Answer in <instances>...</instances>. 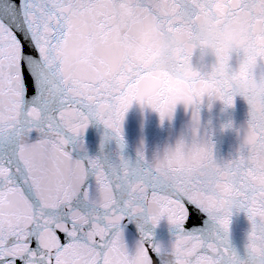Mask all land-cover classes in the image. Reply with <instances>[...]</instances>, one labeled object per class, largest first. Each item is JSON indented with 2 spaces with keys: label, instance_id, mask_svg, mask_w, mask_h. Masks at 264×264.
<instances>
[{
  "label": "snow or ice",
  "instance_id": "1",
  "mask_svg": "<svg viewBox=\"0 0 264 264\" xmlns=\"http://www.w3.org/2000/svg\"><path fill=\"white\" fill-rule=\"evenodd\" d=\"M245 15L236 51L196 47L200 24ZM158 18L176 48L164 64L107 46L116 23ZM93 39L87 63L62 48ZM198 62L199 67L195 66ZM246 99L235 156L218 160L201 106ZM134 102L163 121L183 103L191 133L163 153L123 152ZM93 121L121 141L115 154L77 157ZM231 126V124L226 125ZM250 222L246 254L230 243L234 212ZM166 220L170 244L145 225ZM138 229L134 249L126 238ZM259 253V255H258ZM264 264V0H0V264Z\"/></svg>",
  "mask_w": 264,
  "mask_h": 264
},
{
  "label": "water",
  "instance_id": "2",
  "mask_svg": "<svg viewBox=\"0 0 264 264\" xmlns=\"http://www.w3.org/2000/svg\"><path fill=\"white\" fill-rule=\"evenodd\" d=\"M199 67L198 62H196ZM249 118V105L242 96H237L232 106L215 100L209 107L207 98L201 106L202 125L207 129L214 144V153L218 160H227L235 156L241 144V129L246 126ZM192 112L182 102L176 106L171 118L161 120L158 111L150 106H142L134 102L126 113L123 122V152L127 157L135 158L138 150L143 148L149 156L163 153L181 137H189L191 133ZM231 124V126H227ZM85 150L79 148L74 153L77 157L102 156L107 153L115 154L120 148L121 141L113 138L111 129L100 121H93L84 134ZM146 230L154 233L157 242L170 244L174 229L166 220L159 226L151 223L145 225ZM250 231V222L243 211L234 212L231 231L227 233L232 246L242 255L246 254V243ZM126 238L130 248L135 247L140 239V232L136 229Z\"/></svg>",
  "mask_w": 264,
  "mask_h": 264
},
{
  "label": "clouds",
  "instance_id": "3",
  "mask_svg": "<svg viewBox=\"0 0 264 264\" xmlns=\"http://www.w3.org/2000/svg\"><path fill=\"white\" fill-rule=\"evenodd\" d=\"M200 29L196 47L205 55L211 56L218 44L228 51L244 47L248 41L249 21L245 15L226 19L216 26L203 21ZM104 43L122 50L126 57H130L136 63H145L150 59L151 62L161 65L173 58L176 48L158 18L150 19L131 31H125L123 24L116 23L105 36ZM97 48L98 42L88 39L62 48L59 55L68 64L83 65L95 56Z\"/></svg>",
  "mask_w": 264,
  "mask_h": 264
}]
</instances>
